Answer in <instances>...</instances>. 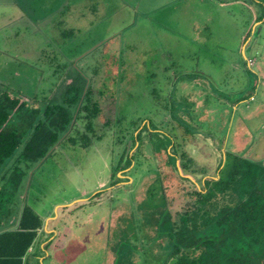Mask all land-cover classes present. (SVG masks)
I'll use <instances>...</instances> for the list:
<instances>
[{"label": "rangeland", "instance_id": "obj_1", "mask_svg": "<svg viewBox=\"0 0 264 264\" xmlns=\"http://www.w3.org/2000/svg\"><path fill=\"white\" fill-rule=\"evenodd\" d=\"M260 10L252 0H0V88L59 101L85 75L102 108L89 145L62 141L38 165L17 166V153L0 166L27 172L9 209L23 200L58 235V248L36 237L30 260L161 264L172 237L204 223L188 204L197 182L230 154L264 164ZM132 144L133 161L117 171ZM218 179L198 201L209 217L226 209L210 196L229 185ZM82 196L91 199L77 205Z\"/></svg>", "mask_w": 264, "mask_h": 264}, {"label": "trees", "instance_id": "obj_2", "mask_svg": "<svg viewBox=\"0 0 264 264\" xmlns=\"http://www.w3.org/2000/svg\"><path fill=\"white\" fill-rule=\"evenodd\" d=\"M252 2L262 9L254 21L264 23V0ZM247 37L249 32L243 42ZM91 84L85 75L78 81L74 79L65 84L67 87L59 101L49 100L47 96L25 98L10 88H0V166L17 153V166L21 162L26 165L40 163L62 141L84 146L98 138L100 134L96 129L102 108ZM110 120L107 117L103 124L110 127ZM71 132L74 134L70 135ZM124 146L114 167L117 171L123 159V167L133 161V144L128 150ZM224 163L217 167L219 179L216 181L230 180L229 185L221 192L214 190L210 196L213 199L221 197L226 209L209 217L205 201H198L214 187L211 184L216 177L208 176L197 182L194 196L190 198L194 202L189 200L188 204L194 205L196 213L200 209L204 211L205 215H196V221L201 218L204 223L182 242H175L172 237L170 254L161 264H264V164L231 154ZM4 172L0 171V264H29L23 257L36 239L42 219L22 200L17 203L16 222L11 226L4 223L3 218L13 213L9 208L27 177L24 170L9 176ZM168 215L173 219L171 213ZM172 224L168 223L169 228ZM172 233L173 229L168 232L171 236Z\"/></svg>", "mask_w": 264, "mask_h": 264}, {"label": "crops", "instance_id": "obj_3", "mask_svg": "<svg viewBox=\"0 0 264 264\" xmlns=\"http://www.w3.org/2000/svg\"><path fill=\"white\" fill-rule=\"evenodd\" d=\"M246 52V51H245ZM237 65H239V63L237 64ZM248 67V66H247ZM249 68V67H248ZM250 99H252V97H253V100H255V98H256V96H254V95H250ZM230 106H231V103H230ZM237 107L238 106H235L234 108H236L237 109ZM263 112V111H262ZM231 120V119H230ZM231 122V121H230ZM230 130V129H229ZM224 130H223V132L219 135L220 137H223L224 136ZM242 135V134H241ZM240 135V136H241ZM243 156V155H242ZM243 157H246V156H243ZM84 196H86V195H84ZM84 196H82V198H80V199H78V200H76L78 203H77V205H84L86 202H88L90 199H88L89 197H84ZM83 199V201H81V202H79V200H82ZM88 200V201H87ZM40 216V215H39ZM43 216V218H45L46 217V215L44 214V215H42ZM42 216H40V217H42ZM16 213L15 212H13L11 215H8V217H5V219L3 218V220H4V223L6 224V225H8V226H11V225H13V223H14V221L16 222ZM42 219V218H41ZM43 226H41V228L38 230V232H37V238H38V240L37 241H39V243H40V245H41V247L43 248V246H46L47 244L51 247L52 245H54L56 248H58V246H59V244L58 243H54V240H55V238L58 236L57 234L56 235H53V233L54 232H52V230H50V231H48L47 230V227H45L46 229L45 230H43V228H42ZM53 235V237H51ZM41 237V238H40ZM71 238V237H70ZM72 239V238H71ZM71 239H69V241L71 240ZM34 242H36V240L34 241ZM75 245V244H74ZM76 246V245H75ZM32 247V246H31ZM31 247H29V249H28V253H27V256L26 257H23V260H24V258L26 259V260H28V262H29V264H35L34 263V260H30L29 258H28V256H29V254L32 252V251H30V249H31ZM61 247L63 248V249H66V247H65V245H61ZM72 247H73V245H72ZM84 250L83 248L84 247H81V248H79V246H77V247H73L72 249H71V247L69 248V252H75V250ZM43 254H45V252L43 253ZM48 254H50V253H48ZM33 255V258H36V259H38V256L37 255H35V254H32Z\"/></svg>", "mask_w": 264, "mask_h": 264}, {"label": "built area", "instance_id": "obj_4", "mask_svg": "<svg viewBox=\"0 0 264 264\" xmlns=\"http://www.w3.org/2000/svg\"><path fill=\"white\" fill-rule=\"evenodd\" d=\"M248 63L247 64H253V60L250 57H247Z\"/></svg>", "mask_w": 264, "mask_h": 264}, {"label": "water", "instance_id": "obj_5", "mask_svg": "<svg viewBox=\"0 0 264 264\" xmlns=\"http://www.w3.org/2000/svg\"><path fill=\"white\" fill-rule=\"evenodd\" d=\"M242 54H245V50H244V48L242 49Z\"/></svg>", "mask_w": 264, "mask_h": 264}]
</instances>
